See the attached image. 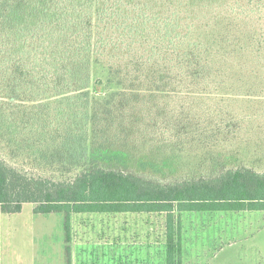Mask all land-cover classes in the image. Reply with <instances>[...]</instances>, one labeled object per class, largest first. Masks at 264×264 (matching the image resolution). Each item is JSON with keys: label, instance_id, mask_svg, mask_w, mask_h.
<instances>
[{"label": "trees", "instance_id": "trees-1", "mask_svg": "<svg viewBox=\"0 0 264 264\" xmlns=\"http://www.w3.org/2000/svg\"><path fill=\"white\" fill-rule=\"evenodd\" d=\"M108 8L97 0H0V213L26 202L34 213H62L67 238L73 215L160 214L165 264H181V214L264 210V171L213 158L200 173L160 178L169 163L148 161L156 151L141 140H225L238 98L224 85L234 90L243 71L260 77L259 55L250 52L261 54L259 38L223 36L212 50L213 38L204 42L194 30L147 34L145 18L116 23ZM101 61L119 85L112 93L93 78ZM211 85L217 100L231 97L235 106L209 108L212 122H196L189 99L205 94L190 87Z\"/></svg>", "mask_w": 264, "mask_h": 264}, {"label": "rangeland", "instance_id": "rangeland-1", "mask_svg": "<svg viewBox=\"0 0 264 264\" xmlns=\"http://www.w3.org/2000/svg\"><path fill=\"white\" fill-rule=\"evenodd\" d=\"M97 1L101 8L109 7L107 13L112 14L113 22L141 25L145 18V32L154 31L153 35L166 32L184 35L191 31L190 36L194 37V30L195 34L201 33L204 42L213 38L214 45L209 46L212 50H218L216 40L223 36L232 38L236 34L244 39L250 33L253 35L250 41L259 38L257 45L261 54L255 52L257 47L250 52L259 55L260 77L247 78V72L243 71L234 90L229 81L224 85L223 92L230 96L235 93L238 98V107L231 110L238 122L225 134V140L212 147L205 139L190 140V137H166L165 134L147 143L141 140L140 146L156 151L148 161L160 165L169 163V169L164 168L161 173L146 166L147 172H155L160 178L200 173L210 169L213 158L264 171V34H261L264 0ZM243 64L246 66V59ZM93 78L101 80L106 93L118 89L117 80L103 61L94 64ZM213 87H190L192 92L205 94L197 98L198 101L189 99L191 105L198 104L193 109L196 122H212L214 114L206 112L209 108L220 106L226 111L235 106L231 97L223 102L217 100L221 92L214 95V89H210ZM206 92L211 97H207ZM170 104L178 107L183 103L178 100ZM152 149L145 151L153 152ZM166 172L168 174L164 175ZM33 207V203L26 202L17 213L0 214V257H34L37 262L29 261L30 264H165L163 215H73L69 217V237L66 238V216L36 214ZM180 218L181 264H264V210L186 212ZM65 239L68 241L64 244Z\"/></svg>", "mask_w": 264, "mask_h": 264}, {"label": "crops", "instance_id": "crops-1", "mask_svg": "<svg viewBox=\"0 0 264 264\" xmlns=\"http://www.w3.org/2000/svg\"><path fill=\"white\" fill-rule=\"evenodd\" d=\"M33 209H34V207H33ZM0 214L3 215V214H7V213H0ZM36 214H40V213H36ZM66 241H68V240L65 239L64 244ZM29 261L37 262V260L34 257L26 258V257H23L21 255H15V256H10V257H0V264H30Z\"/></svg>", "mask_w": 264, "mask_h": 264}]
</instances>
